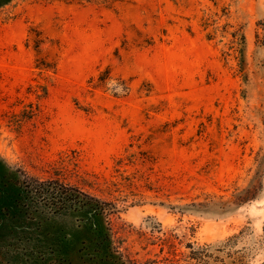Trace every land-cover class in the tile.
<instances>
[{"label": "rangeland", "instance_id": "374dc122", "mask_svg": "<svg viewBox=\"0 0 264 264\" xmlns=\"http://www.w3.org/2000/svg\"><path fill=\"white\" fill-rule=\"evenodd\" d=\"M0 264H264V0H0Z\"/></svg>", "mask_w": 264, "mask_h": 264}, {"label": "trees", "instance_id": "16d2710c", "mask_svg": "<svg viewBox=\"0 0 264 264\" xmlns=\"http://www.w3.org/2000/svg\"><path fill=\"white\" fill-rule=\"evenodd\" d=\"M80 196H83V195H81V194H77L76 196H75V198H72V199H70L71 201H75V205H80L81 203L79 202V197ZM94 211L95 212H97V211H100V208H98L97 206L94 208Z\"/></svg>", "mask_w": 264, "mask_h": 264}]
</instances>
